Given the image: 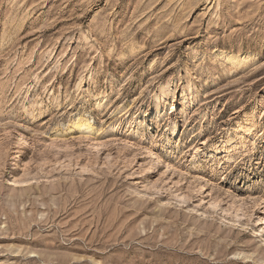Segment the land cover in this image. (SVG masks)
<instances>
[{
	"label": "rangeland",
	"instance_id": "374dc122",
	"mask_svg": "<svg viewBox=\"0 0 264 264\" xmlns=\"http://www.w3.org/2000/svg\"><path fill=\"white\" fill-rule=\"evenodd\" d=\"M0 264H264V0H0Z\"/></svg>",
	"mask_w": 264,
	"mask_h": 264
},
{
	"label": "bare ground",
	"instance_id": "6f19581e",
	"mask_svg": "<svg viewBox=\"0 0 264 264\" xmlns=\"http://www.w3.org/2000/svg\"><path fill=\"white\" fill-rule=\"evenodd\" d=\"M222 54V53H221ZM226 59L228 62L235 61L238 59L237 55L227 54ZM93 122L88 115H81L80 113L76 115V119L72 123L73 131L88 132L93 130ZM246 131H251L252 126L243 127Z\"/></svg>",
	"mask_w": 264,
	"mask_h": 264
}]
</instances>
